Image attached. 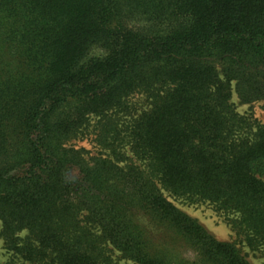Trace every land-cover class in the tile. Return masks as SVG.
<instances>
[{
  "label": "trees",
  "instance_id": "16d2710c",
  "mask_svg": "<svg viewBox=\"0 0 264 264\" xmlns=\"http://www.w3.org/2000/svg\"><path fill=\"white\" fill-rule=\"evenodd\" d=\"M264 0H0V238L22 264H249L264 250ZM94 135V156L67 146ZM10 260L0 264H15Z\"/></svg>",
  "mask_w": 264,
  "mask_h": 264
},
{
  "label": "rangeland",
  "instance_id": "374dc122",
  "mask_svg": "<svg viewBox=\"0 0 264 264\" xmlns=\"http://www.w3.org/2000/svg\"><path fill=\"white\" fill-rule=\"evenodd\" d=\"M236 112L242 116L250 117L260 124L264 125V102L257 101L253 103H243L233 91L231 97ZM77 149L84 150L87 154L85 157L94 156L99 147L94 142V135L86 134L72 139L67 143ZM167 199L172 202L175 207L184 212L198 223L217 241L230 243L240 252L249 264H264V250H251L244 242L243 236L238 234L233 228L232 220L234 216L218 211L214 206L208 203H192L180 197H173L164 193ZM1 231V223H0ZM113 256L118 260L119 264H133L119 258L117 253ZM13 258L10 252L5 248L3 240L0 238V263H5ZM15 264H22L21 260L14 258Z\"/></svg>",
  "mask_w": 264,
  "mask_h": 264
}]
</instances>
